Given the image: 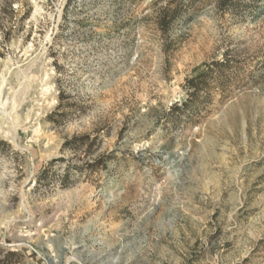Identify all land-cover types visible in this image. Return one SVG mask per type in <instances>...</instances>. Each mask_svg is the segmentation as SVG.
I'll return each mask as SVG.
<instances>
[{
    "label": "rangeland",
    "instance_id": "rangeland-1",
    "mask_svg": "<svg viewBox=\"0 0 264 264\" xmlns=\"http://www.w3.org/2000/svg\"><path fill=\"white\" fill-rule=\"evenodd\" d=\"M222 1L0 0V263L264 264V13Z\"/></svg>",
    "mask_w": 264,
    "mask_h": 264
},
{
    "label": "trees",
    "instance_id": "trees-1",
    "mask_svg": "<svg viewBox=\"0 0 264 264\" xmlns=\"http://www.w3.org/2000/svg\"><path fill=\"white\" fill-rule=\"evenodd\" d=\"M231 1H233V0H223L222 2H220L219 6L221 8H223L225 5L228 6ZM251 8H252V10H253L254 13H257V12L258 13L259 12L260 13L261 12L264 13V0H255L253 2V4L251 5ZM175 20H176L175 13L172 12V14H170L169 11L168 12L165 11L163 13L161 19H160L161 28L164 29L163 28L164 26H166L167 24L170 25ZM206 72L207 71L202 72L201 77H203V75H205ZM190 83H191V88L190 89H192V90L195 89L196 90L197 87H198V84H196L195 80L191 81ZM68 145L69 144H67V147H68ZM85 145H86V138L85 137H81L79 140H77L76 142L73 143V146L75 147V149H82V148L86 147ZM92 145L93 144H91L88 147V150H87L88 153H92ZM96 164L97 165L100 164V159H98L96 161ZM65 179H67V178H64V180ZM64 182H66V181H64ZM16 257H19V254L18 253H16V252H9V253H7L5 255V257H4L5 259L0 264H13L12 263V260L14 258H16Z\"/></svg>",
    "mask_w": 264,
    "mask_h": 264
}]
</instances>
